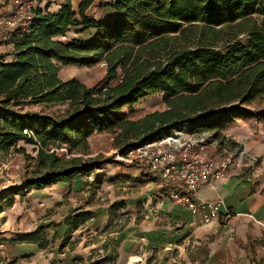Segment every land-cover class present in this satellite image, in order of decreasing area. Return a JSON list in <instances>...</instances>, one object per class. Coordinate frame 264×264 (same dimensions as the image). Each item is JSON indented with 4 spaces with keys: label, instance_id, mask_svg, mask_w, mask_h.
Listing matches in <instances>:
<instances>
[{
    "label": "trees",
    "instance_id": "1",
    "mask_svg": "<svg viewBox=\"0 0 264 264\" xmlns=\"http://www.w3.org/2000/svg\"><path fill=\"white\" fill-rule=\"evenodd\" d=\"M92 2L79 0L77 10L72 0L56 10H49L47 2L31 22L8 35L14 57L6 60V53H0V147L22 138L37 144L43 172L0 190V204L10 194L89 174L114 161L110 156H83L95 130L115 132L125 154L184 126L197 132L215 130L216 135L238 118L264 123V109L247 106L264 95V0H111L114 13L101 18L86 13ZM76 25H82L78 31H94L70 41L55 37ZM101 61L106 74L95 85L59 75L63 64ZM155 92H163L165 109L128 117L125 105ZM28 102H67L68 111L56 116L14 108ZM25 128L35 136L29 137ZM58 148L73 155L62 156ZM106 178L97 173L93 182ZM150 178L155 176L145 172L134 180ZM92 216L91 209L71 208L60 246ZM45 227L40 223L11 240L47 247L51 240Z\"/></svg>",
    "mask_w": 264,
    "mask_h": 264
},
{
    "label": "crops",
    "instance_id": "2",
    "mask_svg": "<svg viewBox=\"0 0 264 264\" xmlns=\"http://www.w3.org/2000/svg\"><path fill=\"white\" fill-rule=\"evenodd\" d=\"M63 2L43 1L49 4V10L58 9ZM11 7V0H0L1 11ZM108 7L107 14L114 13L112 6ZM12 51L6 60L13 59ZM247 106L264 109V95ZM209 131L217 141L209 143L214 158H222L227 149L234 147L243 150L245 159L250 161L243 171L233 169L214 184L199 185L197 197L221 202L213 219H205L203 208L193 212L174 202L169 195L171 184L135 162L137 165L123 166L110 175L115 178L112 182L95 184L98 171L76 173L69 179L3 198V202L9 201L7 212L12 223L0 230V254L26 264H71L74 250L91 253L97 249L104 252L100 257L117 256L122 261L130 260L128 264L139 255L150 264L264 263V123L252 124L238 118L216 135L215 130ZM250 156H255L256 161H251ZM145 172L155 178L134 180ZM121 175L127 178H120ZM6 180L9 177L0 171L2 189L24 181ZM81 206L91 209L93 216L75 229L78 233L73 235V231L61 249L67 228L65 217L71 208ZM43 220H47L45 229L51 240L47 247L34 241L11 240L17 234L34 230L45 223ZM116 221L126 222L120 228H105Z\"/></svg>",
    "mask_w": 264,
    "mask_h": 264
},
{
    "label": "rangeland",
    "instance_id": "3",
    "mask_svg": "<svg viewBox=\"0 0 264 264\" xmlns=\"http://www.w3.org/2000/svg\"><path fill=\"white\" fill-rule=\"evenodd\" d=\"M111 0H93L91 5L87 8L86 13L95 18H101L107 16L108 14V3ZM78 0H72L73 7L77 10L78 9ZM42 6L44 7L45 4L42 2ZM78 27H82V25L72 26L71 29L66 32L67 38L64 41H70L76 36L81 37H90L93 33L90 28H86L84 30L78 31ZM81 32V33H80ZM59 35H56V38H59ZM60 39V38H59ZM12 42L9 40L8 32L6 28L0 25V53H6L5 58L9 57L10 50H13ZM106 74V63L104 61L92 64V65H79L75 63H68L61 65L59 75L63 79H67L70 77H76L80 79L82 82L86 83L89 86L95 85L103 80ZM119 78L115 79L113 83L119 82ZM167 107V102L164 99L163 92H155L149 94L139 101L133 104H127L123 107V110L126 112L129 118L138 119L144 116L146 113L159 109L163 110ZM14 108L19 109V111L24 110H31V111H41L52 113L56 116H60L65 114L68 111V103H25L21 106H14ZM0 129H1V120H0ZM209 131V130H207ZM210 132V131H209ZM198 133V132H197ZM116 133L111 130H95L89 136V147L87 151L82 152L81 149H77V152H82L84 157L90 156H100L106 157L110 156L114 159V161L107 162L100 168H96L94 171L95 173H103L105 175L106 180L105 182H112L111 179L113 173L117 169H121L123 166L128 165H137L135 162L126 160L119 156L118 153L121 152L120 147L115 142ZM211 139L210 141H216V137L209 136ZM219 142V141H218ZM240 148H231L226 150V154L228 153H237L239 152ZM37 144L29 141L28 139H20L15 144L11 145L8 148L0 147V171L4 175L9 177V180H6V183L9 181L19 182L20 180H25L29 177L41 174L43 172V168L38 165L37 163ZM58 153L62 156L68 157L70 153H67L65 149L58 148ZM122 153V152H121ZM78 154V153H74ZM122 155V154H120ZM117 165H120L119 167ZM100 171V172H99ZM103 171V172H101ZM109 178V179H108ZM120 180V179H119ZM104 182V181H103ZM2 189V188H0ZM108 199V198H106ZM9 201H4L0 204V230L5 229L6 227H10L12 220L11 215L7 212ZM82 207V206H81ZM5 208V209H4ZM124 214V212H117ZM128 216H126V221ZM89 220V219H88ZM47 220H43L46 223ZM87 221V220H86ZM85 221V222H86ZM124 222H112L111 224H107L105 228H120L121 224ZM55 222V221H54ZM89 229V228H88ZM78 230H75L73 235ZM86 231V230H85ZM88 231V230H87ZM62 249V246H60ZM74 250V249H72ZM141 250V248L139 249ZM73 260L71 264H128L130 260H119L117 256L114 257H100L103 255V251H99L97 249L93 250L91 253L87 252H77L73 251ZM136 256V255H135ZM100 257V258H97ZM137 260L133 261L132 264H150L149 260L141 255L136 256ZM0 264H26L23 263H16L13 261L12 258H8L0 254ZM49 264H53V261H50ZM60 264H63L60 262Z\"/></svg>",
    "mask_w": 264,
    "mask_h": 264
},
{
    "label": "built area",
    "instance_id": "4",
    "mask_svg": "<svg viewBox=\"0 0 264 264\" xmlns=\"http://www.w3.org/2000/svg\"><path fill=\"white\" fill-rule=\"evenodd\" d=\"M44 0H11L9 10H0V25L6 28L8 35L16 27L27 24L37 15L38 7ZM59 38L65 40L67 33ZM29 136H35L32 129L25 128ZM209 131H190L188 127L176 128L161 137L130 148L120 157L142 164L144 168L157 173L171 184V199L193 212L203 208L205 219L211 220L219 213L221 202L217 199H200L197 190L201 183L214 184L225 178L231 170L243 171L250 161L245 159V152L228 153L220 159L210 151ZM122 154V155H120ZM255 162L256 157L250 156Z\"/></svg>",
    "mask_w": 264,
    "mask_h": 264
}]
</instances>
